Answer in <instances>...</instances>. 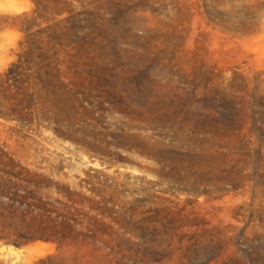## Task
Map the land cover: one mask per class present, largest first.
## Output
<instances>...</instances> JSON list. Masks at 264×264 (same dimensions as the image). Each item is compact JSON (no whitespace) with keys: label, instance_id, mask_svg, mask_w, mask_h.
<instances>
[{"label":"rangeland","instance_id":"obj_1","mask_svg":"<svg viewBox=\"0 0 264 264\" xmlns=\"http://www.w3.org/2000/svg\"><path fill=\"white\" fill-rule=\"evenodd\" d=\"M0 264H264V0H0Z\"/></svg>","mask_w":264,"mask_h":264},{"label":"trees","instance_id":"obj_2","mask_svg":"<svg viewBox=\"0 0 264 264\" xmlns=\"http://www.w3.org/2000/svg\"><path fill=\"white\" fill-rule=\"evenodd\" d=\"M37 237H29V238H27V241H29V240H35Z\"/></svg>","mask_w":264,"mask_h":264}]
</instances>
